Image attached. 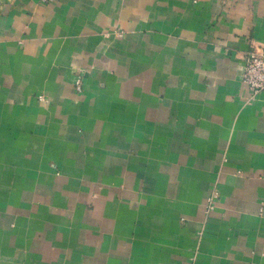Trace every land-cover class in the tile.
Masks as SVG:
<instances>
[{
	"label": "crops",
	"instance_id": "1",
	"mask_svg": "<svg viewBox=\"0 0 264 264\" xmlns=\"http://www.w3.org/2000/svg\"><path fill=\"white\" fill-rule=\"evenodd\" d=\"M259 49L264 0H0V264H264Z\"/></svg>",
	"mask_w": 264,
	"mask_h": 264
},
{
	"label": "built area",
	"instance_id": "2",
	"mask_svg": "<svg viewBox=\"0 0 264 264\" xmlns=\"http://www.w3.org/2000/svg\"><path fill=\"white\" fill-rule=\"evenodd\" d=\"M242 80L253 96L264 91V51L250 52L243 68Z\"/></svg>",
	"mask_w": 264,
	"mask_h": 264
},
{
	"label": "rangeland",
	"instance_id": "3",
	"mask_svg": "<svg viewBox=\"0 0 264 264\" xmlns=\"http://www.w3.org/2000/svg\"><path fill=\"white\" fill-rule=\"evenodd\" d=\"M263 50H255V51H252V52H262ZM249 54L250 53H248L247 54V56H246V58H245V64H246V61H247V58H248V56H249ZM245 64H244V66H245ZM244 68V67H243ZM242 74H243V70H242ZM242 74H241V78H242ZM243 81V80H242ZM244 83V82H243ZM81 82H80V80H78L77 82H76V89L77 90H80V88H81ZM255 97V96H254ZM38 100L39 101H45V97L44 96H42V95H39L38 97ZM218 192H217V190L215 189V190H213L211 193H210V195H209V197L207 198V203H206V214H209L211 211H213V209H214V206H215V204H216V201H217V199H218Z\"/></svg>",
	"mask_w": 264,
	"mask_h": 264
}]
</instances>
